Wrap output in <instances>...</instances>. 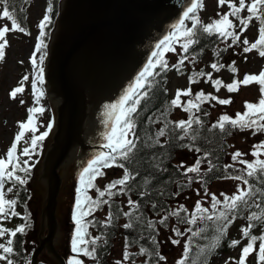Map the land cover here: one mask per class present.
<instances>
[{
    "label": "snow or ice",
    "instance_id": "obj_1",
    "mask_svg": "<svg viewBox=\"0 0 264 264\" xmlns=\"http://www.w3.org/2000/svg\"><path fill=\"white\" fill-rule=\"evenodd\" d=\"M218 7L223 8L225 5L228 7V12H218V19L213 20L211 23H202L199 17V11L203 9V0H191V3L186 7L183 12L182 19L172 27L174 29L168 36H166L159 44L156 45V50L152 53V59L147 63V66L139 73L134 83L128 87L124 95L116 104L109 106L106 115L113 122L109 133L104 137L106 143L104 147L108 149L107 152H101L91 159L87 166L83 168L79 177L80 187L77 189V198L75 201V213L73 220L75 223V233L71 241V251L74 253L67 262V264H84L79 258L81 255L89 257L93 260H97V253L95 245L97 244L100 237H92L88 232L87 228L94 224V221L86 220V217L92 215L94 211L98 210L101 205L108 204L109 201L105 200L104 197L107 195L112 198L116 193L113 192L118 186L121 192H124L128 188L129 181L135 179V176L125 166V163H117L118 160L132 163L135 153L138 151L139 138L135 132V114L138 113L141 101L148 97L150 88V80L154 79L158 73L156 69L159 68L161 71L168 70V63L164 59L165 53L174 51L173 45L179 41H183L181 47L184 54L189 53L190 46L195 45L199 42L198 34H207L209 36H217L222 41H227L229 38L234 44H241L242 51L244 53H250L253 50L258 51L260 57H264V0H217ZM0 5H3L2 11H0V18L7 19L11 23V27L4 25L0 27V62L3 61L5 56V48L8 46L6 35L10 31H20L27 34L18 22L16 15L10 10V0H0ZM247 12L246 16L241 15L243 12ZM52 7L47 9V13L43 19L39 22L40 36L39 43L36 46L35 51L42 53V50L46 49L44 37L46 35L45 29L52 23ZM231 17V19H230ZM238 21V25L234 23ZM255 20L258 22L259 27L257 29L258 36L254 42L249 41L248 38L241 41V36L244 32L248 31L251 22ZM186 21H191L192 26L187 27ZM239 26V31L237 27ZM232 45H229L231 47ZM186 59H191L195 62V57H189L188 55L183 56L179 60V65L183 66ZM43 59L37 62L36 56L32 57V64L36 68V81L37 83H43V68L41 67ZM175 67V66H174ZM224 65H218L212 63L211 68L215 71H219ZM178 72L183 71L182 67H177ZM232 73H237L235 66L230 67ZM205 78L206 81H210L216 91H219L221 87H226L229 93L237 92L241 85L250 86L255 83L259 86L260 98L257 102H245L244 113H237L236 118H230L228 115L220 117L217 124L212 125V128L219 129L220 132L230 134L231 130L236 129L239 131L250 130L253 135L258 133H264V71H261L258 75L256 74H245L243 80L234 79L232 83L224 85L219 79L212 80L211 73L198 72L190 77V83H197L199 79ZM28 77H24V81H27ZM34 94H36L37 102H39L40 96L43 92L33 84ZM24 91L23 82L21 85L16 87L10 93L12 99H15L18 94H22ZM187 96L192 97L193 93L191 89L180 90L178 89L175 98L171 100L170 104L172 107L181 108L183 111L189 113V119L181 120L178 122H171L164 119V127L160 128L155 132V139L152 135L147 137L144 143V147L151 148L156 145L164 147L161 144L160 138L165 137L168 133L166 129L170 126L173 131L179 129L182 135L175 137L178 140H184L189 137L191 140H195V134L190 135V130L194 133L193 125L202 124V121L195 115L193 110L199 112L201 110V104L211 100H216L220 105L230 104L229 99H219L211 94L205 95L203 91L197 93L194 99H188L182 101L181 97ZM23 103V101H21ZM30 116L26 122H20V131L15 136L14 142L8 149L5 158H0V239L5 236L8 239L4 243H0V261L6 262V264H14V260L11 258L15 255V249L13 247L14 238L18 233L23 234L25 232V226H19L14 230L8 229L3 226V222L10 219L11 217L18 216L19 213L15 211L17 204L16 199H7L6 191L12 192L16 185L23 186L27 183L30 176L31 166L28 165V161H21L20 156L17 155L18 145L25 136L26 131L33 133L30 140V147H24L21 151V155L29 157L38 147V142H42L48 135V132H44L41 135H35L37 131L35 127V121L33 119L34 114L42 113L44 109L32 108L29 110ZM160 119L153 120L152 117L148 118V123L155 124L159 123ZM51 125H49L50 129ZM151 141V143H148ZM27 143V142H25ZM165 143H167L165 141ZM182 147L192 149L191 144H184ZM251 155L255 157V162L245 160L243 157L247 154L240 151H236L231 154L232 163L224 166V170L227 173L228 169L235 170V165H243L240 169V175H224L221 179H230L240 181L241 184L237 186L236 191L231 195L221 193L223 200L219 199L214 193H208L206 188V182L203 179L201 173L202 160L207 161V171L212 172L216 167L208 157L211 153L205 152L203 156L196 159L195 163L191 167H186L183 162L176 165V168L184 169L183 175L188 176L189 173L195 174L197 182L205 186V195L210 196L211 210L207 207L202 206L201 201H197L195 204L194 212L188 214V209L183 205L175 211L169 213L159 220L161 225L167 226L165 221L168 220L169 216L177 217L180 222L187 223L189 225H196L198 221L205 223L212 222L214 230L222 237L226 234L229 226L235 221L237 216L245 211L246 209L255 207L259 211H252L247 217L249 223L246 227H242L240 232L242 239H247L249 242L242 247L241 255L239 260H232V264H247L248 257L254 252L256 254V264H264V204L259 200L254 199L264 194V141L252 146ZM196 152H200V148L195 149ZM157 163L154 165L159 171H167L166 168L160 167L159 158L156 156L152 157ZM120 167L124 170V175L121 179L110 183L106 186L105 190H99V199H93L88 192L90 189L95 187L94 181L98 176H102V169L109 167ZM17 173H23L19 175ZM139 175V173H136ZM192 177H188V182H192ZM252 181L253 183H250ZM12 184L13 187H8L5 191L6 184ZM148 183L145 178V184ZM259 185V186H257ZM199 194V193H198ZM143 195V193H141ZM251 201V203H250ZM128 205L133 210H138V204L135 201L129 199ZM156 207L155 204L152 205ZM184 212V217H181L180 213ZM125 216L132 217V212L124 213ZM24 219H27L26 217ZM113 220L111 213L106 217L102 226H110ZM134 222H141L140 217L136 216L129 220L124 225L126 229H131ZM259 226L261 228V235L257 236L252 233V229ZM148 227L154 228V222L149 220ZM188 231H192L191 228ZM176 236H182L179 229H173ZM204 232V228L199 230V233H193V235H199ZM259 241L258 249L255 247ZM152 242L158 248V242L155 238H152ZM173 244H179V240H172ZM241 243L240 240H233L231 242L232 247H236ZM91 245L92 247H89ZM191 241L185 245V250L182 258L177 261V264H204L202 260H191ZM158 260H166V257L159 254L158 250L154 253ZM133 255H147L151 257L153 253H150L148 249L143 246L140 248L139 253L133 254L127 251L124 252L123 261H117L116 264H123V262L129 261ZM30 264V262H29ZM132 264H135L133 260ZM147 264V262H146Z\"/></svg>",
    "mask_w": 264,
    "mask_h": 264
},
{
    "label": "rangeland",
    "instance_id": "obj_2",
    "mask_svg": "<svg viewBox=\"0 0 264 264\" xmlns=\"http://www.w3.org/2000/svg\"><path fill=\"white\" fill-rule=\"evenodd\" d=\"M203 9L200 11V19L205 24L211 23L213 20L218 19V12H228L229 9L225 5L223 8L218 7L217 0H203ZM50 7V0H32L29 8V18L28 27L25 28L27 34L20 31H10L6 35V40L8 46L5 48V56L2 62H0V158H5L8 149L14 142L15 136L20 131L19 123L25 122L29 118L30 109L42 107L44 111L42 113H36L33 116L35 121V127L37 131L35 135H41L44 132H48L47 137L42 143L38 142V147L29 157H24L21 155V151L24 147H30V140L33 135L32 132L26 131L24 138L18 145L17 155L20 156L21 161L27 160L28 165L32 169V179L29 184V195L27 197L28 211L30 213L31 227L29 232V241L36 238L41 219V210L43 204V194L39 184V179L37 175V162L41 155L43 148L51 134L52 118V108L49 96L47 94L44 80L43 83H37L36 81V68L32 64V57L36 56L37 62L44 57L47 51L42 50V53H37L35 51L37 44L39 43L40 29L38 27L39 22L43 19L47 13V9ZM3 5H0V11H2ZM241 15L246 16L247 12L241 13ZM231 19V17H230ZM234 23L238 25V21L234 20ZM7 25L11 27L10 21L7 19L0 18V27ZM259 24L257 21L253 20L249 26L248 31L244 32L241 36V41L248 38L250 43L254 42L258 36ZM239 31V26L236 29ZM182 41H179L173 45L174 51H169L165 53L164 59L168 63V69L170 71L168 76V85L172 99L175 98L178 89L186 90L191 89L193 96L187 97L182 96V101H187L188 99H194L195 95L201 91L205 95L211 94L218 97L219 99H229L230 104L220 105L216 100H211L201 104L205 107L208 112L210 119L214 123H218L219 119L223 115H228L230 118H236L237 113H244L245 102H257L260 98L259 86L255 83L250 86L241 85L237 92L229 93L226 87H221L219 91L213 87L212 82L206 81L205 78L199 79L197 83H190L189 79L195 73L204 72L211 73L212 80L219 79L224 85H228L233 82L234 79L243 80L245 74H256L258 75L261 71H264V57L258 55L257 50H253L250 53H244L242 51L241 44H234L229 38L227 41H220L215 51L207 52L203 59H196L192 62L191 59H186L183 66L179 65V60L185 56L182 51ZM229 45H232L229 47ZM222 49L223 52H222ZM48 50V49H47ZM191 57V56H189ZM212 63H217L218 65H224L219 71H215L211 68ZM175 66V67H174ZM182 67L184 74H178L176 72L177 67ZM235 66L237 73H232L230 67ZM41 67L44 70V63ZM27 76L28 80L24 81V77ZM23 82L24 91L22 94H18L15 99L10 96L11 90L14 89L15 84ZM43 92L40 96L39 102H37L36 94H34L33 84ZM23 101V103L21 102ZM196 115V111L193 110ZM172 119H177L178 121L189 119V113L183 111L181 108L172 107ZM110 129V128H109ZM100 141L106 143L104 136L102 135ZM264 141V133H258L253 135L250 130L239 131L231 138V147L229 150V163H232L231 154L240 151L245 153L243 158L250 162H255V157L251 155L252 146ZM27 142V143H25ZM98 155V154H97ZM264 159V156H261ZM194 153L188 151H181L176 157V162L181 163L185 166L192 164L194 162ZM88 164L84 160L80 165H76L75 161H72L63 176L62 187L58 197L57 206V217L60 222V237L58 239L59 250L63 256H68L67 259L74 255L71 251V241L75 233V223L73 220V215L75 213V201L77 198V189L80 187L79 177L83 168ZM243 168V165L236 164ZM108 168L106 173L111 172ZM113 177L112 175L98 176L96 178L97 188L102 189L103 186ZM121 177V176H119ZM118 178V177H116ZM94 181V182H95ZM240 181L225 179L216 181L206 185L208 193H214L219 199L223 200L221 193L231 196L235 191ZM10 185H5V191ZM17 193L13 189L12 192L6 191V198L13 199V195ZM199 193V194H198ZM95 194L94 188L90 189L88 195L92 196ZM126 208H130L128 205V198L123 199ZM197 201L202 202L203 207H207L211 210V200L210 196L205 195V186L197 181L193 184V187L189 189L184 195L179 196L176 201V206L185 205L188 208L189 214L194 212L195 204ZM15 211L17 213H23L21 206H16ZM125 211H127L125 209ZM95 217L105 218L107 217L106 210H96L94 213L88 217L86 220H93ZM201 221L197 222L200 225ZM120 227H124L126 219L120 222ZM170 223L167 229L162 230L160 233L161 237V248L162 254L166 257L163 264H177V261L182 258L185 250V245L187 244L188 236L192 231H188L189 228L192 229V225H187L185 227L171 225ZM249 223L248 219L235 220L231 227V234L235 237V240H240L241 243L234 250L226 253L220 258L216 259L214 264H232V260H239L241 255V249L249 241L247 239H242V234L240 229L246 227ZM16 224V223H15ZM19 226V225H18ZM17 228V226H16ZM173 229H179L184 235L176 236ZM88 232V229H87ZM90 235L92 236V231L90 230ZM254 235H261V228L254 232ZM96 233L92 237H95ZM172 240H179V244H173ZM37 241L35 240V243ZM35 243L30 244L34 245ZM36 246V245H35ZM259 241H257L256 248L258 249ZM91 247V245H89ZM127 249L125 244V239L122 234H119L114 241L113 249L110 255V260L112 264H116L117 261H123V255ZM128 251V249H127ZM84 264H87L89 257L80 256L79 257ZM141 258L137 260V264H140ZM30 259L22 260L19 263L14 264H29ZM41 264H57L55 263L49 254H43L40 257ZM0 264H6V262L0 261ZM123 264H129L128 261L123 262ZM247 264H256V254L255 252L248 257Z\"/></svg>",
    "mask_w": 264,
    "mask_h": 264
},
{
    "label": "water",
    "instance_id": "obj_3",
    "mask_svg": "<svg viewBox=\"0 0 264 264\" xmlns=\"http://www.w3.org/2000/svg\"><path fill=\"white\" fill-rule=\"evenodd\" d=\"M190 2L65 0L47 65L46 80L60 101L59 123L54 144L58 106L54 95L47 93L52 108L51 134L37 162L43 200L48 185L49 189L43 209L40 246L33 254L32 264H37L44 249L65 264L53 245L58 228L55 212L61 179L72 161L80 165L87 156L84 138L90 143L105 124L108 116L106 111L102 113V106L114 104L116 97L126 92L133 77L145 65L157 42L156 36L164 31L166 22L185 11ZM148 36L151 38L147 39ZM44 84L46 88L45 81ZM102 135L94 144L101 145ZM53 144L44 169L45 154ZM77 146L83 148L62 165ZM60 149L59 157L54 160ZM46 225L49 231L42 237Z\"/></svg>",
    "mask_w": 264,
    "mask_h": 264
},
{
    "label": "trees",
    "instance_id": "obj_4",
    "mask_svg": "<svg viewBox=\"0 0 264 264\" xmlns=\"http://www.w3.org/2000/svg\"><path fill=\"white\" fill-rule=\"evenodd\" d=\"M61 0H52L53 4V19L52 23L58 15L59 3ZM24 0H10V7L13 8L18 14H21V7L23 6ZM24 14V12H23ZM199 42L195 45L190 46L188 56H194L196 58H201L205 52L209 49L214 48L221 39L217 36H209L207 34H198ZM158 75L154 79L150 80V88L148 89L149 95L144 100L141 101L138 113L135 114V132L139 138L138 151L134 155L132 163L118 160L117 163H125V166L133 173L135 179L129 181L128 188L126 191L115 192L116 195L109 203V210L113 216V220L110 226H102L98 222L95 228L98 230L100 241L96 245L97 260L91 259L89 264H111L110 252L113 247V241L117 237L119 230L118 223L124 217V212L118 197L120 194H126L128 196H136V202L138 204V210L131 209L132 217H127V223L130 219L139 216L141 222H134L131 229L123 228L122 233L126 238L127 248H136L138 252L143 246L148 249L150 253H153L151 257L147 255H142L145 257V263L147 264H161V260L154 254L158 250L161 255V247L159 243V236L162 227L168 228L171 218H174L177 224L183 225L184 222H180L177 217L169 216L168 220L165 221L167 226L161 225L159 220L169 215L170 212L175 211L174 204L182 193L190 189L193 182L197 180L195 174L189 173L188 176L183 175L184 169H177L176 157L179 152L184 149H189L187 147H182L184 144H191L192 151L195 153V161L197 158L203 156L205 152L211 153L208 157L216 167L212 172L207 171V161L202 160L201 163V173L203 174V179L207 184L212 182L222 180L220 177L224 175H240V169L242 167L235 165V170L228 169L227 173L224 170V166L229 163V139L239 130L233 129L230 134H225L220 132L219 129L212 128V125L207 114L204 113V109L201 108L197 117L202 121V124L193 125L194 133L190 130V135L195 134L196 139L193 141L189 137L184 140L175 139V137L182 135L179 129L173 131L170 126L166 129L168 133L165 137L160 138L161 144L164 147L156 145L151 148L144 147V143L149 135H152L155 139V132L160 128L164 127V119L171 122H178L171 119L172 106L170 104V93L167 86V73L166 71H161L159 68L156 69ZM152 117L153 120L160 119L159 123L150 124L148 123V118ZM165 141L167 143H165ZM151 143V141H148ZM200 148V152H196L195 149ZM196 155V156H195ZM156 156L159 158L160 167L166 168L167 171H159L154 165L157 163L152 157ZM139 173V175H136ZM23 174V173H22ZM192 177V182H188V177ZM145 178H147L148 183L145 184ZM29 180V178H28ZM250 183H253L250 181ZM19 187L22 204H26V186ZM25 186V188H24ZM259 186V185H257ZM143 193V195H141ZM17 201L19 197L15 198ZM254 199L259 200L264 204V194L258 196ZM251 203V201H250ZM155 204L156 207L153 208L152 205ZM252 211H259L255 207L246 209L240 213L236 219H246ZM181 217H184V212L180 213ZM153 216L155 219H153ZM155 221L156 225L154 228L148 227V221ZM202 227L204 232L199 235H193L190 238L191 241V260H202L204 264H212L214 257L219 256L222 252L228 251L229 248H234L231 245L232 239L229 235V228L224 236H220L215 230L212 222H203ZM259 226L252 229V232L257 230ZM199 233V231L197 232ZM26 234L27 230L23 234L18 233L14 238L13 247L15 249V255L11 258L14 261H18L25 257L26 254ZM158 242V248L153 244L152 238ZM35 239V238H34ZM33 239V240H34Z\"/></svg>",
    "mask_w": 264,
    "mask_h": 264
}]
</instances>
